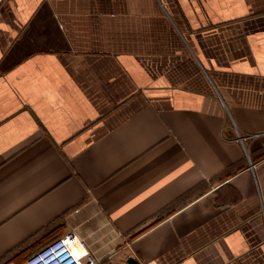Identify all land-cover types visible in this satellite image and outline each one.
I'll list each match as a JSON object with an SVG mask.
<instances>
[{
  "label": "crops",
  "instance_id": "crops-1",
  "mask_svg": "<svg viewBox=\"0 0 264 264\" xmlns=\"http://www.w3.org/2000/svg\"><path fill=\"white\" fill-rule=\"evenodd\" d=\"M263 151L264 0H0V264H264Z\"/></svg>",
  "mask_w": 264,
  "mask_h": 264
},
{
  "label": "built area",
  "instance_id": "built-area-1",
  "mask_svg": "<svg viewBox=\"0 0 264 264\" xmlns=\"http://www.w3.org/2000/svg\"><path fill=\"white\" fill-rule=\"evenodd\" d=\"M74 230H67L28 256L24 264H98Z\"/></svg>",
  "mask_w": 264,
  "mask_h": 264
},
{
  "label": "trees",
  "instance_id": "trees-1",
  "mask_svg": "<svg viewBox=\"0 0 264 264\" xmlns=\"http://www.w3.org/2000/svg\"><path fill=\"white\" fill-rule=\"evenodd\" d=\"M261 155H264V151L261 152L259 156H261ZM56 237H57V236L52 237V238L50 239V241L53 240V239L56 238ZM35 249H36V248H31V247L28 248V249L25 251V257H27L29 254H31L32 251H34Z\"/></svg>",
  "mask_w": 264,
  "mask_h": 264
},
{
  "label": "water",
  "instance_id": "water-1",
  "mask_svg": "<svg viewBox=\"0 0 264 264\" xmlns=\"http://www.w3.org/2000/svg\"><path fill=\"white\" fill-rule=\"evenodd\" d=\"M128 264H139L136 259L129 257L126 261Z\"/></svg>",
  "mask_w": 264,
  "mask_h": 264
}]
</instances>
